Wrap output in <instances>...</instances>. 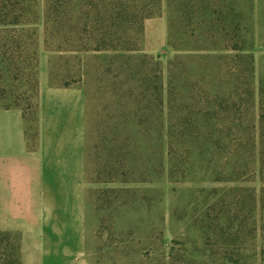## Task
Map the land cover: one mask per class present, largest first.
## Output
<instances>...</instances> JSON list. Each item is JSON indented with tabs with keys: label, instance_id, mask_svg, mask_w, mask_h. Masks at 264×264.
<instances>
[{
	"label": "trees",
	"instance_id": "trees-1",
	"mask_svg": "<svg viewBox=\"0 0 264 264\" xmlns=\"http://www.w3.org/2000/svg\"><path fill=\"white\" fill-rule=\"evenodd\" d=\"M43 3L42 10L41 0H0V108L22 113L29 148L34 149L39 138L40 29L44 24L47 51L61 60L75 57L80 67L78 85L62 79L71 78L67 65H61L56 75L50 70L51 85L84 88L82 78L89 73L85 65L83 68V56L100 59L94 77L101 78L97 83L104 84L112 96L109 108L113 116L107 128L113 137L110 156L115 164L107 169V180L102 183H117L123 176V186L145 184L127 179L134 139L127 134L116 139L120 129L127 130L133 123L139 130L137 135L160 144V175L164 174V139H168L172 178L180 168L185 171L198 154L204 166L215 168L216 182H259L263 185L259 193L255 188L238 187L222 195L213 192L218 201L209 207L207 216L213 228L226 224L221 230L230 241L223 252L224 264H264V79L257 88L255 57L246 45L241 24L236 22L235 9L230 6L227 11L216 0H188L183 8L180 0H168V9L175 15V20L169 18V46L178 55L169 63L166 80L160 59L143 51L145 24L162 15L164 0ZM232 16L233 21L228 22ZM204 26L212 46L199 49L197 37ZM219 33L225 41L222 50ZM185 36L187 47L182 49L177 42ZM196 67L202 74L197 75ZM216 88H227L228 93L215 94ZM132 189H107L101 194L114 205L119 192ZM3 236L8 244L11 239V244L5 251L0 248V264H13L17 251L18 264H22L20 236L17 244L12 235L0 231V240ZM243 237L249 244L245 250Z\"/></svg>",
	"mask_w": 264,
	"mask_h": 264
},
{
	"label": "rangeland",
	"instance_id": "rangeland-1",
	"mask_svg": "<svg viewBox=\"0 0 264 264\" xmlns=\"http://www.w3.org/2000/svg\"><path fill=\"white\" fill-rule=\"evenodd\" d=\"M216 1L219 7H225L228 11L231 6L236 11V22L241 24L246 45L255 57L256 87L258 88L259 81L264 79V0ZM187 3L188 0H180L181 8ZM43 7L44 3L41 0L42 10ZM164 7L169 18L172 21L175 20V15L171 14L168 9V0H164ZM198 9L201 12L202 6L199 5ZM232 21L233 16L228 19V22ZM171 31L169 30L170 40ZM199 36L200 40L197 37L199 42L196 43V47L211 48L212 39L208 34L207 26L199 31ZM186 39V36L181 37L177 42L180 48L187 47ZM217 39L223 43L219 44V49L222 50L225 41L220 33L217 34ZM172 50L174 57L178 55L174 49ZM181 54L185 57L188 55V53ZM198 55L204 57L205 54L198 52ZM99 60L94 55L86 56L83 68L85 65V72L89 75L82 78L89 103V177L91 183L105 182L107 180L105 173L113 164L110 156L113 141L112 143L104 141L108 140L106 138V135H109L107 125L113 116L109 108V98L112 96L108 94L104 84L97 83L96 80H101V78L94 77V71L97 69L95 66ZM61 65H67L71 72V78L62 79L78 85L80 77L78 59L70 57L61 60L59 56L51 54L49 70L52 69L56 75ZM195 72L197 75L202 74L198 67ZM190 75L193 76V74ZM220 89L222 90L216 88L213 93L223 95L228 93L227 88ZM258 101L257 98L255 109L257 116L259 115ZM131 125V128L120 129L118 133L121 139L127 134L131 135L134 141L137 140L136 143L132 141L128 163L131 173L127 179L133 183L145 182V184L132 189H136L137 192L132 190L119 192V198L115 200L114 205L106 202L108 197L103 196L101 191H91L88 210L90 264H224L223 252L229 244L230 236L221 230L222 226L219 228L210 226L207 213L209 207L218 201L214 200L212 194L217 191L222 195L234 187L242 189L257 187L259 193L263 185L259 182L237 184L216 182L215 168L208 169L204 166L205 163L198 154L190 160L185 171L184 168H180L179 173L172 178L173 162L167 154L168 139H164V174L160 175L158 172L161 155L157 147L160 144L154 138L149 140L137 135L139 130L136 123ZM98 169H103V173H100ZM121 178L122 181L124 177ZM221 225L224 227L222 229H226L225 222H221ZM4 233L12 235L17 244L19 239L17 234ZM243 241H246V244L244 242L242 244L245 250L249 244H247V238L243 237ZM9 244H11V239H9ZM9 244L3 236L0 240L1 250L5 251L7 245L10 247ZM260 245H262V240L259 238L258 247ZM13 247L16 248V245L14 244ZM16 253L13 256L15 260L12 261L13 264H18V251Z\"/></svg>",
	"mask_w": 264,
	"mask_h": 264
},
{
	"label": "crops",
	"instance_id": "crops-1",
	"mask_svg": "<svg viewBox=\"0 0 264 264\" xmlns=\"http://www.w3.org/2000/svg\"><path fill=\"white\" fill-rule=\"evenodd\" d=\"M40 32L39 138L34 149L27 144L22 113L0 108V231L20 236L23 264H90L91 191L137 186H123L119 180L90 182L87 93L51 85L44 24ZM169 37L163 6L162 15L145 24L143 51L160 59L166 80L174 58ZM86 56L91 55L83 56L84 64ZM106 138L113 141L108 134Z\"/></svg>",
	"mask_w": 264,
	"mask_h": 264
}]
</instances>
